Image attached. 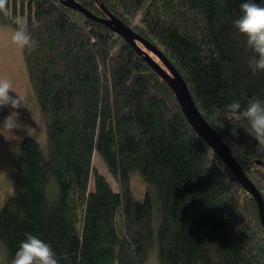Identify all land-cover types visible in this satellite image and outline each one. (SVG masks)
I'll list each match as a JSON object with an SVG mask.
<instances>
[{"label":"trees","instance_id":"obj_1","mask_svg":"<svg viewBox=\"0 0 264 264\" xmlns=\"http://www.w3.org/2000/svg\"><path fill=\"white\" fill-rule=\"evenodd\" d=\"M75 2L164 54L264 200V145L225 107L264 101V73L253 74L233 24L246 0ZM8 3L28 18L34 47L23 58L46 143L20 142L0 205L6 263L30 233L51 245L58 264H145L153 246L159 264H264L254 198L162 76L111 27L60 0ZM0 24L15 28L2 15ZM137 175L142 199L131 188Z\"/></svg>","mask_w":264,"mask_h":264},{"label":"clouds","instance_id":"obj_2","mask_svg":"<svg viewBox=\"0 0 264 264\" xmlns=\"http://www.w3.org/2000/svg\"><path fill=\"white\" fill-rule=\"evenodd\" d=\"M240 8L242 14L233 21V24L239 33L246 37L247 48L252 53L248 63L253 74L264 73V6L255 0H246L241 3ZM0 15L10 19L15 25L11 33L12 43L21 50L31 51L34 41L29 30L28 18L19 14L13 15L8 0H0ZM13 92L17 95L13 96ZM8 106L12 109L25 107L26 98L15 90L10 80L0 78V108ZM225 107L237 119L246 120L248 128L245 130L259 144L264 145V101L253 97L248 100L247 106L242 108L239 100H233ZM3 127L14 131L20 127V123L11 114ZM11 264H58V260L50 244L28 233L26 239L21 241Z\"/></svg>","mask_w":264,"mask_h":264},{"label":"rangeland","instance_id":"obj_3","mask_svg":"<svg viewBox=\"0 0 264 264\" xmlns=\"http://www.w3.org/2000/svg\"><path fill=\"white\" fill-rule=\"evenodd\" d=\"M13 29L0 24V78H6L12 82L15 90L25 96L26 106L20 109H12L10 106L0 108V205L11 191L15 159L21 140L25 136H34L40 144L45 145L46 143L45 126L24 63V50L11 41ZM12 95L16 96L17 94L13 92ZM11 114L20 123V127L14 131L3 127L5 120ZM107 176L112 180L108 173ZM140 180L139 175L134 176L131 180V188L135 193L134 196L138 199L143 198V190H145L143 181ZM1 249L0 246V264H7ZM145 264H159L155 246L150 250Z\"/></svg>","mask_w":264,"mask_h":264},{"label":"water","instance_id":"obj_4","mask_svg":"<svg viewBox=\"0 0 264 264\" xmlns=\"http://www.w3.org/2000/svg\"><path fill=\"white\" fill-rule=\"evenodd\" d=\"M60 1L65 6L83 13L87 18L111 27L115 33L121 36L139 55L143 57L144 61L156 73L162 76L169 87L173 90L186 119L196 131V133L209 144L218 157L231 170L236 180L254 198L257 205L260 222L264 228V200L260 192L238 166L235 159L231 155L228 145L219 137V135L212 129V127L201 115L198 108L194 104V101L183 78L169 62V60L164 56V54L156 46L132 32L128 27L123 26L116 20L112 18H98L83 6L75 2V0ZM150 54L154 55L159 60V62H157Z\"/></svg>","mask_w":264,"mask_h":264}]
</instances>
